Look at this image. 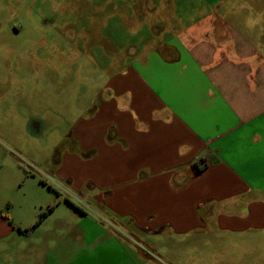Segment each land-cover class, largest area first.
Listing matches in <instances>:
<instances>
[{
	"label": "crops",
	"instance_id": "0c3cea01",
	"mask_svg": "<svg viewBox=\"0 0 264 264\" xmlns=\"http://www.w3.org/2000/svg\"><path fill=\"white\" fill-rule=\"evenodd\" d=\"M225 3L159 2L161 31L69 128L56 174L149 233L264 228V50ZM19 229L0 213V243Z\"/></svg>",
	"mask_w": 264,
	"mask_h": 264
},
{
	"label": "rangeland",
	"instance_id": "374dc122",
	"mask_svg": "<svg viewBox=\"0 0 264 264\" xmlns=\"http://www.w3.org/2000/svg\"><path fill=\"white\" fill-rule=\"evenodd\" d=\"M162 1L0 0V213L21 230L0 243V264H264V228L149 233L56 174L63 152L78 151L75 118L144 49L137 38L161 31ZM166 1L182 16L200 2ZM220 11L264 50V0Z\"/></svg>",
	"mask_w": 264,
	"mask_h": 264
},
{
	"label": "trees",
	"instance_id": "16d2710c",
	"mask_svg": "<svg viewBox=\"0 0 264 264\" xmlns=\"http://www.w3.org/2000/svg\"><path fill=\"white\" fill-rule=\"evenodd\" d=\"M53 210V207H50V208H47L46 209V212H44V213H42V214H40L39 216H38V220H37V222L35 223V226H37L51 211ZM3 216V218H5L6 219V217L4 216V215H2Z\"/></svg>",
	"mask_w": 264,
	"mask_h": 264
}]
</instances>
